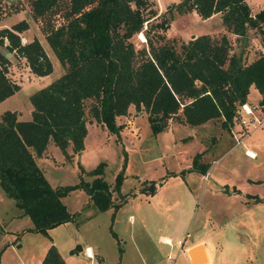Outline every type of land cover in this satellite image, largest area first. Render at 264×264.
I'll return each mask as SVG.
<instances>
[{
    "label": "trees",
    "instance_id": "16d2710c",
    "mask_svg": "<svg viewBox=\"0 0 264 264\" xmlns=\"http://www.w3.org/2000/svg\"><path fill=\"white\" fill-rule=\"evenodd\" d=\"M29 7L66 72L29 97L30 121H19L11 111L0 118V189L31 220L28 232L48 237L50 230L72 222L75 215L61 200L73 191L83 190L99 212L117 209L112 192L119 194L123 185L126 152L112 190L104 179V162L86 172L90 182L80 178L75 185L55 189L36 163L49 143L68 161L84 150L88 101L90 116L117 137L122 128L116 119L126 116L131 106L147 114L153 135L173 120L190 127L217 121L230 132L251 86L264 106V55L245 64L240 55L230 54L226 35L219 39L202 35L177 50L163 34L167 21L150 24L157 13L149 0H29ZM176 9L180 14L195 10L203 20L221 14L226 30L239 37L264 24V11L251 15L246 0H182ZM28 29L26 21L0 29V103L20 91L8 78L7 54L24 59L36 77L53 72L37 39L21 43L20 35ZM141 35L147 49L136 50L131 40ZM200 160L197 155L192 169L204 176L208 165ZM155 190L150 184L142 192ZM42 264L65 262L51 246Z\"/></svg>",
    "mask_w": 264,
    "mask_h": 264
},
{
    "label": "rangeland",
    "instance_id": "374dc122",
    "mask_svg": "<svg viewBox=\"0 0 264 264\" xmlns=\"http://www.w3.org/2000/svg\"><path fill=\"white\" fill-rule=\"evenodd\" d=\"M179 1L181 0H149L157 13L155 20H151L150 24L167 21L169 26L163 34L168 40L174 41L177 50H180L181 43L188 42L192 36L197 38L200 34H209L219 39L224 35V27L214 32H175L182 24L194 30L202 28L199 19L190 12L185 13L187 16L184 19L179 17L176 9ZM20 21H26L29 26V29L20 35L21 43L27 44L37 39L53 67V72L48 77L38 78L30 72L24 59L18 58L14 53L13 56L10 54L6 57L10 60L8 78L20 87V92L0 104V118L4 112L11 110L19 112L22 116L21 121H29L31 119L29 97L62 76L66 72V67L60 64L47 43L42 23L32 17L29 0H0V29L11 28ZM214 23L217 25L216 21ZM155 32L162 33L159 30ZM226 34L228 35L229 32ZM248 34L249 38L242 40L241 47L233 40H229L230 54H239L245 64H249L261 55L257 45L252 43L254 36L258 37V33L250 31ZM143 40H146L143 35L132 38L131 42L136 50L147 49V43ZM1 52L7 51L3 48ZM91 105L92 101L86 103V120L87 127L93 131V128L98 129L99 125L90 116ZM129 110L131 112L119 120L121 132L127 127L125 118L135 117L138 118L136 120L138 131L135 132L133 127L132 129L130 127L128 131L120 133L119 137L109 133L113 136L110 139L109 137L105 139L102 134L95 131L93 137L96 141L92 142L90 138L88 148L97 145L96 152L91 153L90 159L97 164L107 163L104 179L112 190L115 175L121 169L126 150L128 155L126 169L128 165L129 169L125 170L124 174L126 179L123 186L124 194L114 195L113 203L121 202L125 194L135 192L139 187L148 189L150 184L157 183L159 190L153 196L148 193L135 197L128 194L130 197L128 204L122 206L117 214L114 208L109 209L108 212H99L91 201L86 199L88 195L83 190L71 192L64 198L63 203L75 218L67 227H60L48 235L49 238L26 231L27 228L33 227L28 217L21 219L14 217V220H11L22 211L15 206L13 200L6 198L5 204L0 208V219L2 218L0 264H38L41 261L39 253L48 239L55 240L61 251H65L69 245L72 250L81 246L83 252L77 259L76 256L74 258L80 260L82 264L91 263L84 253L87 245L100 248V257L105 259L104 264H183L178 255L177 240L183 241L188 236L187 242H191L196 226L204 213H209L207 215L211 222L221 227L223 230L221 238L227 240V254L222 264H264L263 205L247 206L236 213H220L224 208L231 209L235 204L234 200H229L225 196L232 191H236L237 194L242 193L247 198L264 199V133L261 134L264 123L260 125V129L252 132L246 141L254 145L252 149L257 154V159L245 157L242 146H236L229 156L220 158L223 154L218 147L216 155L208 158L210 177H207V174L203 177L192 169L194 158L200 155L202 159L206 150H215V145L218 143L223 142L231 147L234 142L233 134L231 136L229 132L223 130L220 122L211 121L205 126L198 127L171 124L153 135L147 114L142 111L144 117H139L135 108L131 106ZM261 111L263 113L264 109ZM258 115L262 114L258 113ZM173 122L175 123L174 120ZM231 129L236 138H241L239 124L233 125ZM257 144L259 148H256ZM99 147L102 148L101 151H98ZM37 159L38 166L52 187L75 185L79 183L80 178L86 182L92 179L87 176L86 171H80L79 164H72L64 159L60 150L54 145ZM92 165L86 162L84 166L89 169L96 166ZM223 190L224 196L220 195ZM156 202H160V206L164 204L168 209H155ZM129 215L134 217L131 224L128 222ZM140 222L143 223V227L140 226ZM239 223H244L245 227L243 228ZM113 233L118 235V239L113 238ZM161 236L170 238L172 246L161 244L159 242ZM247 236L257 242L256 248L247 244ZM215 264L220 263L216 261Z\"/></svg>",
    "mask_w": 264,
    "mask_h": 264
},
{
    "label": "crops",
    "instance_id": "0c3cea01",
    "mask_svg": "<svg viewBox=\"0 0 264 264\" xmlns=\"http://www.w3.org/2000/svg\"><path fill=\"white\" fill-rule=\"evenodd\" d=\"M182 1V0H181ZM181 1H179L177 4H179ZM176 4V5H177ZM246 4L248 5V7H249V9H250V11H251V15H256V14H258L259 12H261V11H264V0H246ZM190 14L192 15V16H195V17H197V19H199V21L201 22L200 23V25L202 26V28H200V29H198V30H194L192 27H190V26H188V25H186V24H182V25H180L176 30H175V32H193V31H195V32H214L215 30H217V29H219V28H222V27H224V26H222V21H221V14H215V15H213L212 17H210V18H208V19H206V20H203V19H201V17H199L198 16V14L196 13V11L195 10H193L192 12H190ZM189 15V14H188ZM190 15V16H191ZM187 16V14H185V13H183V15H181L180 13H179V17H181V18H185ZM218 20V21H217ZM216 21V23H217V25L214 23ZM175 23V22H174ZM250 31H254V32H257L258 33V37L260 38V40H259V38L258 37H256V36H254V39L252 40V43L253 44H255V45H257V49H258V52H260L261 53V55H264V24H262L261 25V28L260 29H249L248 31H247V34L244 36V37H239V36H237V35H234V34H231V33H229L228 35L226 34V32H228V31H226V29H225V27H224V35H226L227 37H228V39L229 40H233L234 41V43H238V45L241 47L242 46V43H243V41L242 40H246L247 38H249V34L248 33H250ZM202 35H209V34H200V36H202ZM210 36V35H209ZM180 37H181V34H180ZM185 41V40H184ZM190 41V40H189ZM28 43V42H27ZM187 43V42H186ZM242 48H244V47H242ZM241 48V49H242ZM246 54V53H245ZM236 55H239V54H236ZM246 57H247V55H245ZM244 56V57H245ZM256 60V59H255ZM254 61V60H253ZM253 61H251V62H253ZM251 62H249V63H251ZM48 77V76H47ZM38 78H46V77H38ZM56 80V79H55ZM50 83H52V81L51 82H49L48 84H50ZM48 84H47V86H48ZM42 89V88H41ZM40 90V89H39ZM20 92V91H19ZM14 96H12V97H10L11 99L13 98ZM9 99V98H8ZM10 99V100H11ZM261 99H262V97H261V95L258 93V91L254 88V86H251L250 87V89H249V94H248V97H247V105H249V106H260V107H264V106H261L260 105V101H261ZM7 100V99H6ZM5 100V101H6ZM4 102V101H3ZM2 102V103H3ZM1 104V103H0ZM134 108V107H133ZM11 111V110H10ZM11 112H15V111H11ZM131 112V110H128V113H130ZM30 113H31V110H30ZM18 114V120L19 121H21V118H22V116L19 114V112L17 113ZM138 115H139V117L141 116V117H144L143 116V113H142V111L141 112H138ZM123 117H125V116H123ZM146 117V116H145ZM122 117H118V119H116V122H117V125H120L121 124V122H119V120L121 119ZM126 119V125H127V127H125L124 129H123V132L124 131H128L129 130V128L131 127V129H132V127H133V130L135 131V132H137L138 130V128H137V126H136V120L138 119L137 117H135V118H130V119H127V118H125ZM31 120V119H30ZM29 120V121H30ZM264 123V120H263V122H262V124ZM98 124V123H97ZM171 124H180V125H184V124H181V123H178V122H176L175 121V123L173 122V121H171V123H169V125H168V127L171 125ZM236 124H238L237 122H234V124L233 125H236ZM262 124H261V126H262ZM99 125V127H98V129H96V128H93V131H92V129H89V127H87V131H88V133H87V136H86V138H85V140H84V150L80 153V154H78V155H75L74 157H72V159H70V163H72V164H79L83 169H84V171H86V172H88V171H90V170H92V169H94L98 164L97 163H95V161L94 160H91L90 158H91V153H95L96 151V149H95V147L97 146V145H95L94 147H91V148H88V144H90L89 143V140H90V138L92 139L91 141L92 142H95L96 140H94V137H93V135H94V132L96 131V132H98V133H100V134H102L104 137H105V139L106 138H108L109 137V139L111 138V137H113L112 135H110L109 134V132L106 130V128L103 126V125H101V124H98ZM205 125H207V124H204V126ZM261 126H259V127H257L256 129H253L251 132H249L248 133V135L246 136V138L244 139V141H243V145H237L236 144V141H235V139H234V142H233V145L230 147V146H227L225 143L223 144V142H222V144H220V143H218V144H216L215 146H216V149L215 150H206V152L204 153V155L202 156V159L200 160V163H202V164H209V161H208V158H209V156L210 157H214L215 155H216V152H217V149H218V147L219 148H221L220 150V152H221V154H223L222 155V157H220V158H223L224 156H229L232 152H233V150H234V148L236 147V146H242V149H243V155L245 156V157H249V159H257L258 157H257V154L255 153V151L252 149V147L254 146L253 144H250V143H246V141H247V138L250 136V134L252 133V132H254V131H256V130H258V129H260L261 128ZM233 127V126H232ZM239 128H241L240 126H239ZM123 132H121L120 131V133L122 134ZM233 132L234 131H232V129L230 130V134H231V136H232V134H233ZM97 133V135H99ZM243 133V129L241 128V130H240V135ZM262 133H264V129H262L261 130V134ZM109 135V136H108ZM235 143V144H234ZM53 145V143H49V145H48V147H47V149H46V152H48V150H49V148L51 147ZM256 146V148L258 147L259 148V144H257V145H255ZM102 150V148L101 147H99V150L98 151H101ZM45 152V153H46ZM125 152H126V150H125ZM246 152H251L252 154H253V156L252 157H250V156H248V155H246ZM44 153V154H45ZM68 153H69V155H72V152H71V149H69L68 150ZM43 154V155H44ZM126 154H127V152H126ZM128 156V155H127ZM64 157V156H63ZM65 159V158H64ZM38 159H36V163H37V165L39 164L38 163V161H37ZM86 162H89L90 164L92 163L93 165L92 166H95L94 168H92V169H89V168H87L86 166H84L85 164H86ZM106 163V162H105ZM107 164V163H106ZM50 165H55V164H50ZM84 166V167H83ZM39 167V166H38ZM78 167V166H77ZM40 168V167H39ZM107 168V167H106ZM41 169V168H40ZM129 169V165L127 166V169H125L126 171ZM210 169V168H209ZM208 169V171H207V177H210V170ZM42 170V169H41ZM79 170V169H78ZM125 171V172H126ZM80 172V171H79ZM190 172V174H192V172L191 171H189ZM44 173V172H43ZM118 173V172H117ZM189 174V175H190ZM45 175V174H44ZM188 175V176H189ZM204 175V176H205ZM203 176V177H204ZM92 180V179H91ZM90 182V181H89ZM152 182V181H151ZM150 182V183H151ZM125 183H126V179L124 178V182H123V185H122V187H121V189H120V194L121 195H123L124 193H123V186L125 185ZM145 183V182H144ZM110 185V184H109ZM155 186H156V190H155V192H157L159 189L157 188V183H155ZM52 187V186H51ZM52 188H57V187H52ZM143 188L144 187H139L138 188V190L137 191H135V192H131V193H127V194H125L126 196L123 198V200L121 201V202H119V203H114V206H117V209L115 210V213L117 214V212H119L121 209H122V206H125V204H128V202H129V195L128 194H130V195H133L134 197L135 196H142V195H145V194H147V192H142V190H143ZM73 192H75V191H73ZM154 192V193H155ZM153 193V194H154ZM149 194V193H148ZM153 194H149V195H151V196H153ZM113 196H112V202H114V195H117V193H113L112 194ZM220 195H223L224 196V190H223V192H222V194H220ZM225 196L227 197V198H229V200L231 199V200H234L235 201V204L233 205V207L230 209V208H224V210H221L222 212H220V213H228V214H230V212H238V211H241V210H243L244 208H246L247 206H255V205H263V208H264V199H255V198H247L246 197V195H243L242 193H240V194H237V193H235L234 191H232V192H230V193H228V194H225ZM67 197V196H66ZM65 197V198H66ZM146 198V197H145ZM86 199H88V200H90V198L88 197V198H86ZM147 199V198H146ZM5 200H6V196L4 195V193L2 192V190L0 189V208L5 204ZM63 200H64V198H62V203H63ZM91 201V200H90ZM91 203H92V201H91ZM157 204L155 205V209H157V210H160V209H162V210H165V209H168V207L167 206H165L164 204L162 205V206H160V202H156ZM64 204V203H63ZM65 205V204H64ZM92 205H93V203H92ZM66 206V205H65ZM134 207H138V206H134ZM66 208H67V206H66ZM139 208V207H138ZM137 208V209H138ZM110 209H112V208H110ZM109 210H107L106 212H108ZM116 214H115V216H116ZM205 214V215H204ZM204 214H202V218H201V220L198 222V225L196 226V231L193 233V237H192V241L191 242H187V237L188 236H186L184 239H185V242H184V245H183V251L181 252V255L180 254H178L180 257H181V262L183 263V264H193V261H192V258H190V255H189V252L190 251H192V250H194V249H197L198 247H201V250H197L196 251V254H195V259L196 260H198V261H202V259H203V261H204V263H202V264H215V262L217 261V263H220V264H222V262L224 263V261H225V259H224V256L227 254V247H226V245H227V240L225 241L224 239H222L221 237H223V230L221 229V227H218V226H216L215 224H213L212 222H211V220H210V217L207 215V214H209V213H204ZM114 215V214H113ZM14 217L15 218H17V219H21V218H23V217H25V216H23V214H22V212H19V214H17L16 216H13V218L11 219V220H14ZM2 219V218H1ZM0 219V220H1ZM9 219V218H8ZM10 220V221H11ZM133 221H134V217L132 216V215H129L128 216V222L131 224V223H133ZM69 223H66V224H63V225H61V226H59V227H57V228H54V229H52V230H50L49 232H48V235H51V233H53V232H55V231H57V229H59L60 227H67V225H68ZM140 226L141 227H143L144 225H143V223L142 222H140ZM248 224V223H247ZM239 225H241L243 228L245 227L244 226V223H239ZM250 226V225H249ZM33 227H29V228H27L26 230H29V229H32ZM251 228V227H250ZM14 234V233H13ZM115 234V238L116 239H118V235L116 234V233H114ZM187 234L189 235V233L187 232ZM189 237H190V235H189ZM49 238V237H48ZM114 238V237H113ZM247 238H248V245L249 246H253L254 248H256L257 247V242L255 243V241L254 240H252V238H250V237H248L247 236ZM179 240H177V242H178ZM159 242L161 243V244H165L166 246H172V241H171V239L170 238H168L167 236H161L160 237V239H159ZM51 246H54L56 249H57V251H58V253L60 254V256L62 257V259L64 260V262H65V264H82L81 262H80V260H76L78 257H79V255L78 256H76V259L74 258L75 257V255H70V252L72 251V247H71V245H69L68 246V248L65 250V251H61L60 249H59V246H58V243H56V241L55 240H53V239H48V241H47V243L46 244H43V246H42V248H41V251H40V259L39 260H41L38 264H42V261H43V259H44V257H45V254H46V252L48 251V249L51 247ZM177 247H178V251H179V246L177 245ZM204 250V251H203ZM70 251V252H69ZM82 252H83V249H82ZM81 252V253H82ZM84 253H85V257H86V259H88V260H90V264H104L105 263V259L103 258V257H100V255H101V250H100V248H98V247H95V246H91V245H87L86 247H85V249H84ZM200 254V255H199ZM177 255V256H178ZM178 256V257H179ZM197 256V257H196ZM168 259H169V257H168ZM200 259V260H199Z\"/></svg>",
    "mask_w": 264,
    "mask_h": 264
},
{
    "label": "built area",
    "instance_id": "2783aa9c",
    "mask_svg": "<svg viewBox=\"0 0 264 264\" xmlns=\"http://www.w3.org/2000/svg\"><path fill=\"white\" fill-rule=\"evenodd\" d=\"M261 109H264V107L260 106H249L247 104L242 105L238 108L236 112V121L239 126L243 129V133L241 134V138H236L235 133L233 132L234 139L236 141L237 145H243V141L252 129H256L259 127L263 120H264V112L262 113ZM262 114V115H258ZM246 155L252 157L249 155V152H246ZM185 239L183 241H178L177 245L180 247L178 254H181V252L184 250L183 245H184ZM170 259V257H169Z\"/></svg>",
    "mask_w": 264,
    "mask_h": 264
},
{
    "label": "water",
    "instance_id": "95a60500",
    "mask_svg": "<svg viewBox=\"0 0 264 264\" xmlns=\"http://www.w3.org/2000/svg\"><path fill=\"white\" fill-rule=\"evenodd\" d=\"M195 36H192L191 40H194ZM10 54H7V57H9ZM201 247H198L197 249H194L192 251L189 252L190 258H192L193 264H202L204 263V261H198L195 259V254L197 250H200ZM82 252V247L81 246H77L74 250H72L70 252V255H75L78 256L80 253Z\"/></svg>",
    "mask_w": 264,
    "mask_h": 264
},
{
    "label": "bare ground",
    "instance_id": "6f19581e",
    "mask_svg": "<svg viewBox=\"0 0 264 264\" xmlns=\"http://www.w3.org/2000/svg\"><path fill=\"white\" fill-rule=\"evenodd\" d=\"M249 155L253 156V154H252L251 152L249 153ZM200 250H201V249H200ZM203 251H204V250H203ZM199 255H200V254H199ZM196 257H197V256H196ZM199 260H200V259H199ZM202 261H203V259H202Z\"/></svg>",
    "mask_w": 264,
    "mask_h": 264
}]
</instances>
